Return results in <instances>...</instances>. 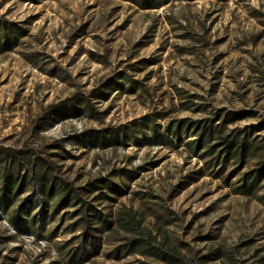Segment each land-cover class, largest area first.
Instances as JSON below:
<instances>
[{
	"label": "rangeland",
	"instance_id": "1",
	"mask_svg": "<svg viewBox=\"0 0 264 264\" xmlns=\"http://www.w3.org/2000/svg\"><path fill=\"white\" fill-rule=\"evenodd\" d=\"M263 24L264 0H0L20 33L0 45V190L10 167L24 177L0 209V264H165L126 254L134 238L179 264H264V173L239 192L257 156L209 169L142 143L152 123L244 112L224 135L256 127L246 143L264 146ZM74 96L80 112L52 113ZM45 176L63 193L39 192Z\"/></svg>",
	"mask_w": 264,
	"mask_h": 264
},
{
	"label": "trees",
	"instance_id": "2",
	"mask_svg": "<svg viewBox=\"0 0 264 264\" xmlns=\"http://www.w3.org/2000/svg\"><path fill=\"white\" fill-rule=\"evenodd\" d=\"M133 4L138 6L140 9L156 8L160 5H164L168 0H130ZM154 3V5H152ZM264 28V24L262 25ZM19 32H14L4 25H0V45L5 46L9 41L10 37L13 40H17ZM12 35V36H11ZM132 87L128 90L130 91ZM95 94L91 92L90 95ZM79 102H82L80 98L74 96L70 100V104L67 109H63L61 106L55 107L52 110L53 114H63L67 112H80L78 108ZM83 112H89L88 104H83L81 109ZM248 113H225L221 121L214 124L220 120L219 114H214L211 120L203 122H190L186 120L178 121L176 123L170 122L167 124L163 131L160 130L158 125L152 123L150 126L151 117L148 115L143 116L138 121H131L129 126L131 128H139L141 131L146 126H150L152 135L142 141L146 146H159L166 147L171 146L173 149H177L183 145L189 152L191 157L197 158L199 160L207 159L205 166L209 169L218 167L219 163L223 164L227 158L233 155L239 162H241L246 156H257L259 162L257 164L258 169L246 173L242 178V185L239 187V192L241 195L251 194L257 186L259 179L264 173V146H254L252 144L246 143V138L249 132L256 130V127H249L243 130L234 131L229 135H224V130L227 125L235 123L244 118V115ZM164 118L166 115H160ZM125 129V127H123ZM192 134L193 140L188 143H183L181 140V133ZM124 133V131H123ZM242 138H241V137ZM14 165V164H12ZM132 179V176H129ZM4 187L0 190V209L6 204L9 196H14L19 192L24 184V177L18 178L14 172V168L10 167L4 176ZM105 189L110 193H113L114 186L111 183L105 181H100ZM38 190L43 195L51 196L62 194L63 190L60 185H56L53 180L48 179V177H42L39 181ZM70 201H73L71 205H77V200L74 195H71V191H67V194L63 195L59 199L60 205H68ZM74 202H76L74 204ZM104 223V222H103ZM138 222L132 221V223L120 224V227L128 231L130 227H137ZM125 252L128 255H136L140 257H146L158 262L165 264H179L178 260L173 255H168L163 253L154 247L148 240L141 238H134L127 241L124 245Z\"/></svg>",
	"mask_w": 264,
	"mask_h": 264
}]
</instances>
